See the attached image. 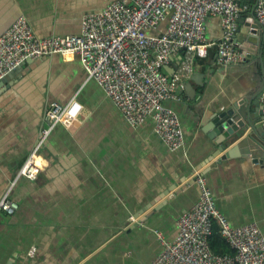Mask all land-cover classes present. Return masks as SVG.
Segmentation results:
<instances>
[{"label": "crops", "instance_id": "1", "mask_svg": "<svg viewBox=\"0 0 264 264\" xmlns=\"http://www.w3.org/2000/svg\"><path fill=\"white\" fill-rule=\"evenodd\" d=\"M113 1L0 0V36L20 15L38 38L78 34L86 13ZM252 17V10L242 12L238 41L256 23ZM222 36L221 17H209L207 55L194 56L192 71L178 86L182 100L166 101L184 129V147L176 151L152 119L130 125L76 53L30 59L6 77L0 85V199L46 125L49 105L73 101V117L38 150L37 178L17 181L11 193L19 205L15 213L0 211V264H151L163 248L157 231L176 239L179 218L198 201L199 172L232 226L256 222L264 231V164L242 154L225 156L238 141L221 145L213 156L218 112L246 98L252 109L255 102L264 107L263 39L252 38L247 61L222 65ZM180 56L167 65L175 71L166 70L170 75ZM256 121L264 130V119Z\"/></svg>", "mask_w": 264, "mask_h": 264}, {"label": "built area", "instance_id": "2", "mask_svg": "<svg viewBox=\"0 0 264 264\" xmlns=\"http://www.w3.org/2000/svg\"><path fill=\"white\" fill-rule=\"evenodd\" d=\"M246 10L253 11L263 31L264 50V0H256L254 5L246 0H116L101 11L86 13L80 33L44 38H38L27 17L20 15L0 36V80L27 59L76 53L89 79L99 84L130 125L138 127L152 119L156 133L176 151L184 147V129L178 112L166 101L182 100L178 86L192 71L194 56L207 55L209 17L222 19L218 62L230 65L249 59L251 52L234 41ZM164 23L166 27L161 29ZM175 55H182V60L177 72L170 75L165 67ZM72 105L73 101L54 102L46 109V125L0 199V211L15 213L19 205L11 193L17 181L37 178L40 167L34 158L55 127L73 117ZM196 181L198 201L179 218L176 239L167 240L157 231L163 248L151 264H264V231L258 223L232 226L217 207L207 176L199 172ZM216 226L233 252L212 248ZM35 252L33 247L29 254Z\"/></svg>", "mask_w": 264, "mask_h": 264}, {"label": "water", "instance_id": "3", "mask_svg": "<svg viewBox=\"0 0 264 264\" xmlns=\"http://www.w3.org/2000/svg\"><path fill=\"white\" fill-rule=\"evenodd\" d=\"M252 19H255L254 16ZM238 33H240V29L237 31L234 41L239 48L244 50H250V44L253 37L263 38V31L260 29L258 23H253L250 26V29L244 36L242 42L238 41ZM181 60L182 55L180 56L179 63ZM26 61H30V59H27ZM22 65H24V63ZM19 67L10 72V74H14ZM165 69L170 74L175 72H170L168 66H166ZM6 77L0 80V85L4 83ZM252 103L253 101L249 104V100L246 98L238 101V103L232 104L230 107L215 115V133L219 135L216 143L219 147L216 151L217 153L215 152L213 154L214 157L216 154H219L218 150H220L221 145L223 146L221 148L225 149L238 141V145L236 147H234V145L233 150L229 149L225 156L234 157L242 154L241 156L243 157L251 156L255 162L264 164V130L258 128L256 125L257 119L260 117L261 119H264V107H262L261 103L258 105V102H255L256 107L252 109ZM218 158L223 159L224 156L220 155Z\"/></svg>", "mask_w": 264, "mask_h": 264}, {"label": "trees", "instance_id": "4", "mask_svg": "<svg viewBox=\"0 0 264 264\" xmlns=\"http://www.w3.org/2000/svg\"><path fill=\"white\" fill-rule=\"evenodd\" d=\"M211 245L216 252H220V253L233 252L229 244L220 235L219 228L217 226L215 227L214 233L211 237Z\"/></svg>", "mask_w": 264, "mask_h": 264}]
</instances>
